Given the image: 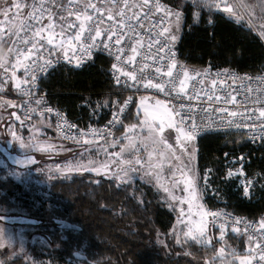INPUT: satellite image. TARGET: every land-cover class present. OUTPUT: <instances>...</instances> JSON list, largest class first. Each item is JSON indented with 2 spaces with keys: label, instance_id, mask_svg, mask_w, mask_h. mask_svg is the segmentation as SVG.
<instances>
[{
  "label": "snow or ice",
  "instance_id": "obj_1",
  "mask_svg": "<svg viewBox=\"0 0 264 264\" xmlns=\"http://www.w3.org/2000/svg\"><path fill=\"white\" fill-rule=\"evenodd\" d=\"M223 2V0H220ZM191 7L194 9L219 7L217 0H190ZM18 11L23 9L22 18H18L15 23H8V28L0 34V47H6L7 52L11 55V59L7 62L0 60V92L5 88L14 84L18 93L27 97L29 104L40 93V78L42 74L47 73L49 69H54L61 59L68 61L69 64L81 66L83 61L91 59L94 51L99 53H107L115 62L111 64L112 80L114 85L119 87V91L114 94L116 98L107 100H99L93 102L95 106L92 108V115L102 108L111 105V118L107 120L105 129L92 128L89 126L88 132L85 129L77 128V125H68L72 129H77V134L65 133V138L73 139L79 142V138H85L86 143L92 141L87 140L88 133L102 139L104 144L101 150L107 157L106 161L100 162L97 166L93 162L92 167L77 162L75 165H69L68 170H87L96 173L108 175L110 165L115 170L112 171V178L118 182V187L128 186L134 183V177L143 172L140 177L149 183H154L157 188H162L166 194L164 200L168 202L169 207H175L170 201H176L183 205L185 200L188 204V212L185 213L184 207H180V219L178 222L183 225V233L185 239H191L199 244L210 245L212 243L211 227L216 226L218 218L223 217L224 222L219 223L220 239L223 240L225 230L228 227V217L231 215L227 212H212L204 210V205L198 203L196 205L198 211L193 213V202L202 199L199 193L200 183L203 182L205 188L210 187L211 176L215 175V170L206 168L197 170L195 165V149L189 148L186 142L194 141L200 133L201 127L196 123L192 115L191 104L182 102L183 98L192 100L198 98L203 92H196L195 95H189L190 83L194 76L200 77L199 83L203 86L204 79L210 75L211 68L206 70L195 71L187 67H181L174 55L171 53L169 44L174 42L176 36L170 31L169 21L174 18L175 28L178 31L182 12L179 10L182 5L177 4L176 10L168 4L162 3L161 0H68L63 3L62 0H19L13 5ZM264 7V5H262ZM10 9H5L0 14H7ZM225 11L232 12L231 7H225ZM157 13L160 15L157 17ZM198 18L199 12L193 13ZM239 18V17H238ZM147 25V26H146ZM155 31V35L152 33ZM167 34V40L161 44V39ZM147 35V42L145 41ZM264 36V33H262ZM146 48L147 55L145 59L148 63L142 64L138 68L128 70L126 65H135L136 59L140 55V49ZM168 49V51H166ZM155 50L156 55H151ZM149 68L154 70L146 71ZM21 72V75H17ZM221 75L220 73L217 76ZM231 80L247 79L251 81L252 77H238L234 72H228ZM264 83V76L256 78ZM217 78L211 79L213 88L217 85ZM220 84H225L224 80H219ZM141 89L145 93L154 91L163 94L164 99L153 96V104L146 103L150 97L141 94L139 103L136 104V112L133 116L129 110L130 105L134 103L133 95H123L124 90H134L140 93ZM212 91V89H209ZM238 89L233 92L238 93ZM246 93H254V95H244L243 99L237 101V95L229 93L224 97L227 104L233 106V109L221 107L219 112L225 113L226 116L237 117L241 120L238 123L234 119H222V124L229 127L247 128L250 133L248 139L252 142L259 140L261 146H264V88L253 89L247 87ZM207 95V93H204ZM220 100V96H208V100ZM44 102V97L39 95L35 99V103L40 105ZM11 101H5L0 104V108L5 107ZM28 110H35L29 108ZM142 110V111H141ZM48 112L52 109L48 108ZM57 115L61 114L57 112ZM141 115L143 119L141 120ZM20 119V117H17ZM125 119H135L137 123H128L125 125ZM158 121V123H157ZM119 125L123 131L119 138L115 136L113 129ZM175 130V144L178 146L181 154L187 152L186 159L188 163L184 165L186 172L182 173L184 188L183 191L188 195L177 196L168 186L162 183L163 168L161 164L155 166L151 163V158L155 154L154 151L148 152L149 160L145 167V161L139 155L140 146L146 150L155 144H161L168 149V155L179 160L180 156H176V149L173 144L168 142L162 134L164 129ZM147 131V136H138L136 130ZM16 136V133H12ZM173 133L170 131L168 137L171 138ZM113 139L108 141V137ZM21 145L25 142L22 137ZM124 141V143H121ZM151 141V144L148 142ZM51 147V145H49ZM119 147L117 152H109V148ZM130 153L129 157H125V153ZM134 153V155H132ZM164 153H159L163 157ZM226 158L223 177L225 180L232 177H245L242 182L243 194L247 197L250 189L254 186V181L248 177L245 172L243 160L245 157L238 156L235 159H229L230 154L224 153ZM30 162H35L32 157L26 158ZM24 163V161H18ZM231 163L232 167L228 164ZM238 165V166H237ZM57 168L60 166L57 165ZM150 169H159V172L149 171ZM203 171V175H201ZM175 176V172L172 173ZM261 176L260 173H256ZM98 183V181H97ZM174 186H179L180 181H174ZM260 187L264 188V184ZM135 199V192H133ZM139 203H143L140 200ZM198 219H193V216ZM211 216L212 220L207 218ZM233 225L241 223V218L232 216ZM243 230L233 227L234 232H241L247 237L248 247L246 254L241 255L236 249H232L230 261L224 255L225 249L221 247L218 252L220 264H264V215L259 221H245ZM258 224L259 230L253 227ZM5 230L0 229V247L4 246ZM173 235L176 236V229H173ZM161 244L163 240L159 241ZM176 242L181 243L177 237ZM11 246V241H9ZM189 255L191 253H188ZM0 264H3L0 261ZM209 264H212L210 261Z\"/></svg>",
  "mask_w": 264,
  "mask_h": 264
},
{
  "label": "trees",
  "instance_id": "obj_2",
  "mask_svg": "<svg viewBox=\"0 0 264 264\" xmlns=\"http://www.w3.org/2000/svg\"><path fill=\"white\" fill-rule=\"evenodd\" d=\"M186 3L182 27L174 43L183 62L196 67L211 63L241 72L264 71V42L251 27L223 12L194 9L190 1ZM194 12H199L198 18L194 17ZM110 68V58L98 53L82 67H58L42 80V86L52 101L71 117L83 121L104 120L110 115L111 105L97 111L95 116L92 108L95 106L93 102L116 98L110 95L116 89L110 78ZM137 102L138 98L129 109L133 116ZM133 121L125 119L124 123ZM122 131L120 128L117 135ZM196 141L197 170H215L213 183L216 191L225 197L227 206L250 218L264 213V188L260 187L264 184V146H255L233 132L208 133ZM224 153H229L231 158L243 154L248 175L262 173L263 176H257L254 181L250 199L241 196L234 180H222ZM5 171L0 169V208L16 210L42 222L50 219L54 223L56 218H60L79 225L81 231L67 230L70 233L67 237L78 238L82 242L69 243L66 247L81 249L96 264H194L186 257L184 248L190 245L181 247L169 238L176 211L167 206L152 186L141 185L137 189L131 185L118 187V182L112 177L98 178L94 174L38 184L35 181H16ZM140 199L143 203H139ZM203 201L211 202V197L204 195ZM48 231L49 237L55 238L51 230ZM226 238L238 252H245L243 236L227 235ZM160 240L164 243L161 244ZM192 252L200 255L202 249H193ZM67 256L73 257L71 249L65 252L64 257ZM22 262L20 257L4 256L3 264Z\"/></svg>",
  "mask_w": 264,
  "mask_h": 264
},
{
  "label": "rangeland",
  "instance_id": "obj_3",
  "mask_svg": "<svg viewBox=\"0 0 264 264\" xmlns=\"http://www.w3.org/2000/svg\"><path fill=\"white\" fill-rule=\"evenodd\" d=\"M187 1L190 0H173L171 3V7L173 10H176V5L180 4L182 7L179 9L182 12V18H183V10L187 6ZM228 2L224 5V7L221 9L220 12L225 13L228 17L238 21V22H244L246 25L251 27L254 32L261 38V40L264 42V36H262V33H264V0H227ZM19 0H0V12L3 10L10 9L7 11V14H0V34L4 30L8 28V23H15L18 18H22V14L24 12L23 9L17 10L13 5L18 3ZM31 2V0H29ZM231 7L232 12L225 11V7ZM209 9V8H206ZM210 8L209 10H211ZM239 17V18H238ZM170 25V31L176 36V39L179 36L181 27H182V19L180 21L179 30L177 31L175 28V21L174 18H170L169 21ZM175 39V41H176ZM175 41L173 43H175ZM6 47H0V60L1 56L4 53ZM2 71V70H0ZM21 74V72H20ZM17 75H19V72H17ZM17 91L14 87V84H11L10 86L5 88L3 92L5 93H12ZM150 99L146 102L149 105L153 104V100ZM161 99V98H160ZM5 101H11L5 97L0 96V104H3ZM12 103L7 104L5 107L0 108V142L4 143L5 146L12 152L16 153L19 152L23 157H28V155L25 154H32L36 158L40 159V163L37 165H34L30 168H18L16 166H13L12 163L6 159L1 153H0V169H5V173L7 175H10L13 179L19 182H32L35 181L38 184H48L52 180H69L73 178L74 176H83L87 174H94L98 178L103 176L112 177V171L115 170V168L110 165V171L108 175H104L103 173H96L92 171L87 170H68L69 165H75L77 162L86 165L87 167H92L93 164L89 163L90 161L99 165L100 162L106 161L107 157L105 156L104 151L101 150V147L104 144L103 142H97L91 145H80V144H74V143H66L62 142L58 136L55 127L50 123V121L41 119L38 121H29L26 124H18L19 129L17 130L18 133L15 132V126L12 124H9L6 118L10 115L12 110L17 109V104L15 101H11ZM139 103V98L138 102ZM142 111V110H141ZM143 119V116L141 115V120ZM132 123H137V121L134 119ZM158 123V121H157ZM4 124L6 125L4 128ZM5 130L6 135L3 134V130ZM172 132L173 135L171 138L168 137V133ZM15 132L16 136H13L12 133ZM138 136H147L146 129L136 130V133ZM165 138H168V142L170 144H173L174 149H176V156H180V159L177 160L174 157H170L168 155V149L161 145V144H155L149 147L147 150L140 146V152L139 155L142 157V159L145 161V164H142L141 167H145L149 157L148 152L154 151V155L151 158V163L153 166L156 164H161L163 168L162 172V183L166 186H168L177 196H184L187 197V193L183 191L184 184L182 182L183 177L182 173L186 172V169L184 167L185 164L188 163V160L186 159L188 153L184 152L183 155L181 154V151L179 150L178 146L175 144V130L165 128L164 133L162 134ZM119 135H116L117 138H119ZM17 137H22L25 144L24 146L21 145L20 139ZM112 139L108 140L111 142ZM197 138H195L194 141L186 142L188 144L189 148L195 149L194 156H195V165L197 167V145L196 141ZM121 143H124V141H121ZM151 144V141L148 142ZM51 145V147H49ZM109 152H117L119 151V147L115 148H109ZM159 153H164L165 155L163 157L159 156ZM125 157H129L130 153L126 152ZM134 155V153H132ZM59 165L60 167L57 168L56 166ZM149 171H156L159 172V169H150ZM175 172V176L172 175V173ZM5 175V174H4ZM143 175V172L138 173L134 177V183L131 184V187L138 188V186L144 185L145 187L152 186L154 189H156L157 192L161 194V197L163 201L167 204L164 200L165 193L163 192L162 188H157L154 186V183H149L147 180H142L140 177ZM174 181H180L179 186H174ZM202 188V187H201ZM136 189H131L132 191ZM200 196L202 197L201 189L199 188ZM141 198V197H139ZM141 200V199H140ZM175 207L173 208L176 211V219L174 221L173 227L171 228L169 232V238L174 241L175 244L179 246L184 245H190V247L184 246L186 257H188L191 261H193L194 264H209L211 261L212 264H220V257L217 255L219 252V249L221 247H224L225 253L224 255L228 257V259L231 261L232 257L229 255L232 249H236L231 246V244L228 242L226 236L227 235H235L238 237L243 236L246 242V249L248 247L247 244V237L243 233H236V234H227L225 233V236L223 240L220 239V233L219 231L215 230L214 227H211V235H212V243L210 245H203L199 244L193 240L185 239L184 233H183V225H181L178 220L180 217V207H184L185 213L188 212V204L187 200H185V203L183 205L178 204L176 201H170ZM198 203H202L204 205V210H206L203 197L202 199H199L197 201L193 202V208L192 212L195 213L198 211L196 205ZM169 207V206H168ZM0 215H6V216H15V215H21L16 210H7L0 208ZM193 219H198L195 215L193 216ZM209 221H211V217L209 216L207 218ZM42 222V220H41ZM55 222V221H54ZM46 226H49L50 229H52L53 222H50V219L48 222H44ZM32 225H25V224H13L8 223L0 220V229L5 230L4 235V246L0 247V261H4V256L7 258H15L16 256H24L22 264H57L54 261L51 260H43L39 258H35L31 251H29V247L31 243H33L35 240H38L40 243L44 242L46 237L44 236H38V238L34 235H31L33 232L34 226ZM48 227V228H49ZM176 229V236L173 235V229ZM215 231L217 233H215ZM49 231H47V236H49ZM177 237L180 239L181 243H177ZM9 241H11V246L9 244ZM202 249V252L200 255L197 253H193V249ZM245 252H237L241 255L246 254ZM182 253V252H180ZM188 253H191L190 255ZM185 254V253H184ZM183 254V255H184ZM188 254V255H187ZM77 264H84L78 262ZM236 264H239L238 260L236 261Z\"/></svg>",
  "mask_w": 264,
  "mask_h": 264
},
{
  "label": "built area",
  "instance_id": "obj_4",
  "mask_svg": "<svg viewBox=\"0 0 264 264\" xmlns=\"http://www.w3.org/2000/svg\"><path fill=\"white\" fill-rule=\"evenodd\" d=\"M62 2L67 3L68 0H62ZM130 2H135V0H130ZM161 2L168 4L171 7V3L169 2V0H161ZM217 2L220 4V6L218 8L212 7L211 12H213V13H219L228 1L223 0V2H220V0H217ZM159 15L160 14L157 13V17ZM152 35L153 36L155 35V31L152 33ZM147 39H148V37H147V35H145V41L146 42H147ZM164 40H167V34H165L163 39H161V44L164 43ZM169 48L171 49V53L174 55V58L177 61V64H178L177 70H179L181 67H187L190 70V74H192V70L202 71V70L208 69L209 67L211 68L210 75L204 79L203 86L199 83L200 77H196V76H194L193 81L190 83L189 95L194 96L196 92H201V88H203V92H201V95L198 98H194L192 100H188L186 97L183 98V100H182V102H184L186 104H191L193 106L192 115L195 118L196 123L199 124L201 127V131L196 136V138H198L202 135L208 134V133H230V132H233V133H237V134L242 135L245 139H247L249 142H251L255 146H258L259 144H261V142L259 140H257L256 142H252L251 140L248 139L250 133L248 132L247 128H237L235 126L229 127L227 124H222L221 123L222 119H234L239 123L241 120V117L240 116H237V117L226 116L225 113L219 112L218 109L221 107H224V108H229L230 110H235V109H233L232 105L227 104L224 101V97L226 95H229V93L236 94L237 95V101L239 102L241 99H243L244 95H249V96L254 95V93H246L245 92V89L247 87H251L253 89L264 88V83H261L260 81H258L256 79L257 77L264 76V71L256 72V73L241 72V71H238L236 69L216 67L211 63H208L204 67H196V66L189 65L180 59V57L178 55V51H177L175 44L173 42H171L169 44ZM166 51H168V49H166ZM98 53H99L98 51H94V54L91 57V59L94 57L95 54H98ZM102 54H104L110 58L111 64L115 62L107 53H102ZM146 55H147V49L146 48L140 49V55L136 59V64L135 65H131V64L126 65V68L128 70H133L134 68L140 67L144 63H148V61L145 59ZM151 55H153V56L156 55L155 50L152 51ZM10 59H11V55L7 52V48H6L4 53L1 56V60H4L5 62H7ZM91 59L86 58L83 61L82 65L79 67L84 66ZM60 66L79 68L75 64H69L68 61L61 59L60 63L58 65H56L54 69H49L47 71V73L42 74L41 78H40V82H39L40 83L39 95H42L44 97V102H42L40 105H37L35 103V99H38L39 95L32 100L31 104H29V100L27 97L23 96L22 94L18 93L17 91L10 93V94L5 93V92H0V96L16 102V104H17L16 110L19 112L22 119H24L28 122L29 121H38L41 119L48 120L55 127L56 132H57V136L62 142L81 144V143L85 142V138H83V137L79 138V142H77L73 139L65 138V133H68L70 135L75 133L78 136L77 129H72L68 125L75 124V125H77V128L85 129L86 132H88L89 126L92 128H98V129L104 130L107 120L111 118V112H110V115L104 120L83 121L82 119L79 120L77 118L71 117L69 115V113L64 108L59 106L57 103L53 102L49 92L47 91V89L42 86V80L47 75H49L51 72H53L55 69H57ZM153 70H154L153 68H149L146 71L151 72ZM228 72H234L238 77H252L253 79L251 81H249L247 79H244V80L238 79L235 82H233L231 80L230 76L227 75ZM218 73H220L221 75L217 76ZM110 78L112 80V69L111 68H110ZM212 78H217V80H218V83L215 86V88H213V86L211 84ZM221 79L225 81V84L219 83V80H221ZM113 83H114V81H113ZM115 88H116L115 93L120 90L118 86H116ZM209 89H212V91H209ZM233 89H238L239 90L238 93L233 92ZM123 93L125 94V97L127 95H133L134 101L136 98H139V96L141 94L150 95V96H158L161 99L165 98L163 96V94H158V93H155L154 91H149V92L145 93L143 91V89H141L140 93H135L134 90H124ZM204 93H207V95H204ZM208 96H213V97L214 96H220L221 99L220 100L213 99V100L209 101ZM131 106L132 105H130V107ZM29 108L35 109V110L34 111L28 110ZM48 108H51L52 111L48 112L47 111ZM57 112H59L61 115L58 116ZM119 129H120L119 125H117L115 129H113V131L115 132V136L117 135ZM86 139L89 141L103 142L102 139H99L98 137L94 136L91 132L88 133V136ZM110 139H113V137L109 136L108 140H110ZM238 156L244 157L243 154H239ZM229 159H235V158L229 157ZM225 162H226V160L224 161V167H225ZM228 166L232 167V164L229 163ZM260 174H261L260 177H262L263 176L262 173H260ZM202 175H203V173H202ZM248 177L250 179H252L253 181H255L257 178V175L255 173L253 175H248ZM230 179L235 181L236 189L240 190V194L243 198H245L247 200L251 198V196L253 195L254 186L250 189L249 196L246 197L243 194L242 182L244 181L245 177L241 176V177L237 178L234 176ZM214 180H215V175H212L211 180L209 182L210 187H208V188H205L203 186V182H201L202 195H203V197H204V195L211 197V202L204 203L206 210H209L212 212H221V213L227 212V213L231 214L227 220L228 227L226 228L225 233L236 234L238 232H234L232 230L233 227L240 228L241 230H243V228L245 227V223H244L245 221H259L261 216L264 215V213H262L258 217L250 218V217H246V216H243L241 214L236 213L234 210H232L231 208H229L227 206L226 199L223 196V194L216 191L215 185L213 183ZM222 180H224L223 176H222ZM262 183H264V180H262ZM232 216L241 218V223L233 225ZM211 220H212V217H211ZM221 222H224L223 217L218 218V220L216 221V226L214 228L217 231H219L218 225ZM253 227L256 228L257 230H259L258 224H254ZM239 233H243V231H241ZM254 264H255V262H254Z\"/></svg>",
  "mask_w": 264,
  "mask_h": 264
},
{
  "label": "flooded vegetation",
  "instance_id": "obj_5",
  "mask_svg": "<svg viewBox=\"0 0 264 264\" xmlns=\"http://www.w3.org/2000/svg\"><path fill=\"white\" fill-rule=\"evenodd\" d=\"M6 120L8 121L9 124H12L15 126V132L18 133V131H17L19 129L18 123H16L11 118V113L6 118ZM27 123H28V121H27ZM4 126H5V124H4ZM16 153L21 154L17 151H16ZM25 155H30V154H25ZM52 225H53L52 229H50L49 226H46L44 224V222H41L38 225H32V226H34V228H33V232L31 233V235H34L37 238H38V236L46 237V239H44L45 241L43 243L42 242L40 243L38 240H35L33 243H31V245L29 247V251H31L32 255L35 258H39V259H43V260H51V261L56 262L57 264H77L78 262H80V263L82 262L84 264H92L91 262H89L87 260H83V259L79 260V259H76L74 257L73 253L75 251H79L81 254L86 255L81 249H72V248L66 247V245H68L69 243H76V244L78 243L79 244L80 242H82L81 239L67 237L70 234L67 230H71V229L61 228L59 226V224H57L56 222H54ZM48 227H49V229H48ZM81 229L82 228L74 229V230L81 231ZM48 230H51V233H52V235L55 236V238L47 236ZM70 249H71L73 257L72 258L68 257V256L64 257L65 252L70 251ZM56 254L58 256H56ZM19 257L21 259L24 258V256H19V255L16 256L15 258H19ZM90 261H92V260H90ZM92 262L94 264H96L94 261H92Z\"/></svg>",
  "mask_w": 264,
  "mask_h": 264
},
{
  "label": "water",
  "instance_id": "obj_6",
  "mask_svg": "<svg viewBox=\"0 0 264 264\" xmlns=\"http://www.w3.org/2000/svg\"><path fill=\"white\" fill-rule=\"evenodd\" d=\"M17 117H20V119H17ZM11 118L18 124H26L27 121L22 119L19 112L17 110H12L11 111ZM97 143L95 141H92L91 143H86L83 142L80 145H91ZM0 153L8 159L13 166H16L18 168H30L40 162V159L36 158L34 155L30 154L28 157H32L33 160L35 161L30 162L26 158L21 155H18L17 153H14L10 151L4 143L0 142ZM18 161H24V163H18ZM105 178H108V176H104ZM0 220L8 223H13V224H25V225H38L41 223L40 219L33 218L30 216H25V215H15V216H6V215H0ZM55 222L59 224L61 228H67V229H80L81 227L75 223H72L66 219H60L56 218ZM74 257L76 259H83L91 262L94 264L92 261L88 259V257L84 254H81L79 251H75L73 253Z\"/></svg>",
  "mask_w": 264,
  "mask_h": 264
},
{
  "label": "crops",
  "instance_id": "obj_7",
  "mask_svg": "<svg viewBox=\"0 0 264 264\" xmlns=\"http://www.w3.org/2000/svg\"><path fill=\"white\" fill-rule=\"evenodd\" d=\"M19 75H20V72H19ZM13 92H14V91H13ZM13 92H12V93H13ZM5 126H6V125H5ZM5 126H4V127H5ZM4 127H3V128H4ZM3 128H2V130H3ZM5 132H6V131H5V130H3V134H4V135H6V133H5ZM201 187H202V186H201V183H200V186H199V188L201 189V193H202V188H201Z\"/></svg>",
  "mask_w": 264,
  "mask_h": 264
}]
</instances>
